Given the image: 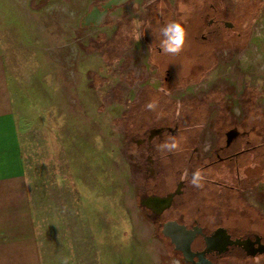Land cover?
<instances>
[{
  "label": "flooded vegetation",
  "instance_id": "obj_1",
  "mask_svg": "<svg viewBox=\"0 0 264 264\" xmlns=\"http://www.w3.org/2000/svg\"><path fill=\"white\" fill-rule=\"evenodd\" d=\"M27 4L58 21V54L69 57L63 69L75 72L79 90L89 91L96 134L109 145L127 211L154 264H264V38L256 32L264 22L258 3ZM182 15V49L163 53L159 29ZM152 101L155 107L147 108ZM173 141L177 148H159ZM196 172L198 184L192 183Z\"/></svg>",
  "mask_w": 264,
  "mask_h": 264
},
{
  "label": "rangeland",
  "instance_id": "obj_2",
  "mask_svg": "<svg viewBox=\"0 0 264 264\" xmlns=\"http://www.w3.org/2000/svg\"><path fill=\"white\" fill-rule=\"evenodd\" d=\"M27 2L0 0V48L42 242L65 250L71 264H154L109 145L96 134L89 91L63 69L58 21ZM257 3L263 24L264 0H247L248 8ZM256 32L264 38L261 25Z\"/></svg>",
  "mask_w": 264,
  "mask_h": 264
},
{
  "label": "crops",
  "instance_id": "obj_3",
  "mask_svg": "<svg viewBox=\"0 0 264 264\" xmlns=\"http://www.w3.org/2000/svg\"><path fill=\"white\" fill-rule=\"evenodd\" d=\"M7 77L6 56L0 48V264H71L65 250H53L42 242L36 226Z\"/></svg>",
  "mask_w": 264,
  "mask_h": 264
},
{
  "label": "clouds",
  "instance_id": "obj_4",
  "mask_svg": "<svg viewBox=\"0 0 264 264\" xmlns=\"http://www.w3.org/2000/svg\"><path fill=\"white\" fill-rule=\"evenodd\" d=\"M180 10L182 12L186 11V6L181 4ZM185 20L186 17L182 15L177 20L170 21L159 29V34L162 37V39L159 40V48L163 53L175 54L181 51L186 36L185 28L183 26ZM146 107L149 109L154 108L155 101L149 102ZM159 148L171 151L177 148V142H165L159 145ZM201 179L202 177L200 176V173L196 172L193 175L192 183L198 184Z\"/></svg>",
  "mask_w": 264,
  "mask_h": 264
}]
</instances>
